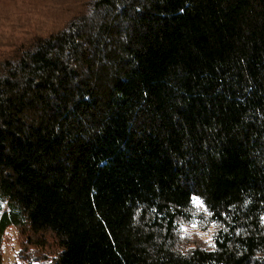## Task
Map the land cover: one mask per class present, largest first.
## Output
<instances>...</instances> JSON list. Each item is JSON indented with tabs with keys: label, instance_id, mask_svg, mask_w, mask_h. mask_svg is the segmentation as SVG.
Wrapping results in <instances>:
<instances>
[{
	"label": "trees",
	"instance_id": "16d2710c",
	"mask_svg": "<svg viewBox=\"0 0 264 264\" xmlns=\"http://www.w3.org/2000/svg\"><path fill=\"white\" fill-rule=\"evenodd\" d=\"M0 202V264L9 228L40 264H264V0H0Z\"/></svg>",
	"mask_w": 264,
	"mask_h": 264
},
{
	"label": "rangeland",
	"instance_id": "374dc122",
	"mask_svg": "<svg viewBox=\"0 0 264 264\" xmlns=\"http://www.w3.org/2000/svg\"><path fill=\"white\" fill-rule=\"evenodd\" d=\"M184 223L181 226V235L185 238V241L192 242L194 238H199L206 243L211 242V236L213 233V226L202 227L195 223ZM10 239V240H9ZM25 237L21 236L15 228H9L6 235V241L3 243L2 261L3 264H40L41 261L31 259L37 256L35 251L28 243L24 242ZM9 240V241H8ZM24 247V250H21ZM37 258V257H36ZM46 261H49V257ZM31 261V262H30ZM50 262V261H49Z\"/></svg>",
	"mask_w": 264,
	"mask_h": 264
},
{
	"label": "snow or ice",
	"instance_id": "6c2138e0",
	"mask_svg": "<svg viewBox=\"0 0 264 264\" xmlns=\"http://www.w3.org/2000/svg\"><path fill=\"white\" fill-rule=\"evenodd\" d=\"M194 199V202L195 203H197V204H199V201L198 200H196V198H193ZM202 206V205H201ZM3 207V202H0V208H2ZM196 225H195V223L193 224V227H195Z\"/></svg>",
	"mask_w": 264,
	"mask_h": 264
}]
</instances>
